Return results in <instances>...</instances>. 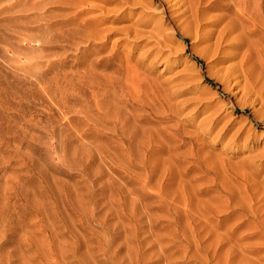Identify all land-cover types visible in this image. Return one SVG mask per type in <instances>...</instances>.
<instances>
[{
	"label": "rangeland",
	"instance_id": "374dc122",
	"mask_svg": "<svg viewBox=\"0 0 264 264\" xmlns=\"http://www.w3.org/2000/svg\"><path fill=\"white\" fill-rule=\"evenodd\" d=\"M166 1L0 0V264L264 256V0Z\"/></svg>",
	"mask_w": 264,
	"mask_h": 264
},
{
	"label": "bare ground",
	"instance_id": "6f19581e",
	"mask_svg": "<svg viewBox=\"0 0 264 264\" xmlns=\"http://www.w3.org/2000/svg\"><path fill=\"white\" fill-rule=\"evenodd\" d=\"M66 1H68V0H66ZM165 1H166V0H165ZM168 1H169V0H168ZM225 1H227V0H225ZM225 1H224V2H225ZM260 1H261V0H260ZM166 2H167V1H166ZM203 2H205V0H177V1H176V6H179L180 9H181V8H184V11H185V8H186L185 14L188 15V14L190 13V14L192 15L193 19H194V22H199V20H201V19L203 20V18H204V17H203V18L199 19V16H200L201 13H200V14L198 13V12H199V11H198V9H199L198 6H199L201 3H203ZM232 2H233V3H232ZM76 3H77V0H76ZM252 3H254V0H230L228 3L225 2V3L221 4V5H222V10L224 9V11L226 12V14H224V15H218V17L216 16V17H217L216 20H214V18H215V16H214V17H213V21H214V22H212V24H210V25H212V26H214V27L217 26V25L223 20V18H224L225 15L228 17V14H229L228 11H233V13H234L235 16H232V17H233V19L236 20V22L234 23V20H233L232 18H229V20L231 19L232 22H231V20H230V21H227L228 23L231 22V23H230V26H227L228 23H226V24H227V25H226L227 27L225 26V27L222 29L221 32L219 31V36H218V37H219V38H218L219 41H221V40H223V39L225 38V37H222V36H228V39H229V36L233 35V34L236 32V31H234V30L241 29V27L239 26L240 23L242 24L244 21H250L251 16H250V13H249L248 11H250V7H251V4H252ZM80 4H81V3H80ZM83 4H84V3H83ZM76 5H77V4H76ZM259 5H260V4H259ZM36 7H37V6H36ZM256 8H257V7H256ZM260 8H261V7H260ZM98 9H99V7H96L94 10L97 11ZM102 11H103V13H102ZM184 11H183V12H184ZM99 12H101V13L104 14V15H105V14L107 15V13H109V11L106 10V9H102L101 11H100V9H99ZM183 12H182V14H183V16H184L185 14H184ZM259 12H260V11H259ZM198 14H199V15H198ZM201 15H202V14H201ZM203 15L205 16V14H203ZM181 16H182V15H181ZM183 16H182V17H183ZM186 17H187V16H186ZM189 17H190V16H189ZM201 17H202V16H201ZM206 18H207V17H206ZM206 18H204V20H205ZM210 19H212V18H210ZM202 20H201V21H202ZM206 20H207V19H206ZM98 21H99V19H96L94 22H98ZM209 23H210V22H209ZM193 24H194V23H193ZM197 25H198V24H197ZM242 25H243V24H242ZM212 26H211V27H212ZM184 27H185V28H184ZM184 27L182 26V29H181V27H180V31L182 30L184 34H188V31H187V29H186L187 27H186V26H184ZM244 28H245V27H244ZM188 29H189V28H188ZM190 30H191V32H192V29H190ZM243 31H244V29H243ZM251 31H252V30H251ZM81 32H82V34H84V35L86 36V34H85V32H83V30H81ZM191 32H190V34L192 35ZM211 33H212V32H211ZM242 35H244V34H242ZM245 36H246V35H245ZM243 37H244V36H243ZM247 37H248V36H247ZM236 39H238V38H236ZM240 39H241V36H240ZM229 40H230V39H229ZM219 41H218V43H219ZM236 41H237V40H236ZM216 42H217V41H216ZM249 45H250V44H249ZM249 45H248V47H249ZM250 46H253V45H250ZM253 47H254V46H253ZM251 49H252V47H251ZM251 49L249 48V51H250ZM253 49H254V48H253ZM253 49H252V50H253ZM249 53H250V52H249ZM253 53H254V52H253ZM252 55H253V54H251V56H252ZM255 73H256V72H255ZM252 75H253V73H252ZM263 77H264V76H263ZM253 78H254V77H253ZM253 80H254V79H253ZM251 81H252V80H251ZM254 85H255V84H254ZM263 86H264V85H263ZM263 165H264V162L261 161L260 164H259V166H258V168L263 167ZM217 191H218V190H217ZM218 193H220V192H218ZM252 193H253V192H252ZM224 195H225V194H224ZM245 196H246V195H245ZM249 196H251V194H250ZM252 196H253V195H252ZM235 197H236V196H234V197H232V198H235ZM247 197H248V196H247ZM247 197H245L246 200L248 199ZM223 198H224V197H223ZM235 199H236V198H235ZM235 199H234V200H235ZM249 199H250V197H249ZM261 199H262V198H261ZM187 200H188V199H186V201H187ZM230 200H231V199H230ZM234 200L232 199V202H234ZM244 200H245V199H244ZM246 200H245V201H246ZM248 201H249V200H248ZM189 202H190V201L188 200V203H189ZM241 202L243 203L242 200H241ZM250 202H251L250 204H252V202H254L252 198L250 199ZM206 203H207V201H206ZM209 203H210V202H209ZM242 203H241V205H243ZM247 203H249V202H247ZM187 205H189V204H187ZM187 205H186V207L188 208ZM217 205H218V204H217ZM217 205H216V206H217ZM246 205H247V207H248L249 204H246ZM261 205H262V204H261ZM204 206H205V204H204ZM207 206H208V205H207ZM209 207H211V204H209ZM209 207H208V208H209ZM212 207H213V206H212ZM250 207H251V205L249 206V208H250ZM173 208H175V207H173ZM177 208H178V207H177ZM203 208H204V207H203ZM206 208H207V207H206ZM218 208H219V207H218ZM249 208H248V211H249ZM258 208H259V207H258ZM184 209H185V208H184ZM209 209H210V208H209ZM211 209H212V208H211ZM211 209H210V211H211ZM213 210H216V209H213ZM239 210H242V212L244 213V211H246V207H244V206L237 207V209L234 210V213H237ZM262 210H263V209H262ZM173 211H175V210H173ZM180 211H182V210H180ZM180 211H177V212H180ZM184 211H185V210H184ZM201 211H202V212H201ZM201 211H200V212H201L202 215H203V213H204V212H203V209H202ZM250 211H251V210H250ZM258 211H261V210L258 209ZM207 212H208V210H207ZM217 212H218V211H216V213H217ZM253 212H254V211H253ZM263 212H264V211H263ZM146 213H147V212H146ZM175 213H176V212H175ZM182 213H183V212H182ZM208 213H209V212H208ZM210 213H211V214H210L211 216H214V217L217 218V215L215 216V215H212V212H210ZM216 213H215V214H216ZM243 213H242V214H243ZM217 214H218V213H217ZM251 214H252V213L249 212V216H250ZM259 214L264 215L263 213H259V212H258V214H255V215H259ZM134 215H135V214H134ZM179 215H180V213H179ZM185 215H186V214H185ZM202 215H201L200 217H202ZM210 215H209V216H210ZM246 215H247V213H246ZM136 216H137V214H136ZM140 216H141V215H140ZM146 216H147V215H146ZM209 216H208V217H209ZM230 216H231V215H230ZM242 216H243V215H242ZM249 216H248V217H249ZM137 217H138V216H137ZM143 217H144V214H143ZM175 217H176V216H175ZM179 217H180V216H179ZM200 217H199V220H200ZM204 217H205V216H204ZM208 217H207V218H208ZM214 217H213V218H214ZM218 217H219V216H218ZM227 217H228V215H227ZM227 217H226V218H227ZM233 217L235 218L234 215H233ZM239 217H241V215H240ZM262 217H263V216H262ZM135 218H136V217H135ZM140 218H141V217H140ZM140 218H138V219L140 220ZM209 218H210V217H209ZM209 218H208L207 220H209ZM211 218H212V217H211ZM216 218H215V219H216ZM223 218H224V217H223ZM231 218H232V216H231ZM242 218H243V217H242ZM150 219H151V218H150ZM147 220H148V218H147ZM168 220H170V218H169ZM173 220H174V219H173ZM173 220H172V222H173ZM202 220L204 221V218H203V217H202V219L200 220V223H201ZM150 221H151V220H150ZM152 221H153V220H152ZM170 221H171V220H170ZM196 221H198V220H196ZM205 221H206V219H205ZM218 221H220V219H219V220L217 219V221H215V222H218ZM225 221H226V220H225ZM225 221H224V222H225ZM227 221H228V220H227ZM234 221H235V220L233 219V222H234ZM250 221H251V219H250ZM255 221H256V219H255ZM257 221H259V220H257ZM139 222H140V221H139ZM172 222H171V223H172ZM206 222H207V221H206ZM210 222H211V221H210ZM210 222H209V223H210ZM212 222H214V221H212ZM152 223H153V222H152ZM174 223H175V222H174ZM218 223H219V222H218ZM218 223H217V224H218ZM251 223H252V222H251ZM259 223H260V224H261V223H264V220H263V222H261V220H260ZM143 224H144V223H143ZM197 224H198V223H197ZM202 224H203V222H202ZM217 224L214 223V225H217ZM221 224H223V223L221 222ZM230 224H231V223H230ZM253 224H254V222H253ZM257 224H258V223H257ZM208 225L212 226V224H208ZM208 225L205 226V228L208 227ZM224 225H225V224H224ZM227 225L229 226V224H227ZM227 225H226V226H227ZM232 225H233V224H232ZM247 225H248V224H247ZM250 225H252V224H250ZM258 225H259V224H258ZM261 225H262V224H261ZM193 226H194V225H193ZM193 226H192V227H193ZM200 226H201V225H200ZM203 226H204V225H203ZM203 226H201V228H202ZM219 226H221V225H219ZM228 226H227V228H228ZM254 226H256V225H254ZM152 227L155 229L154 225H153ZM217 227H218V226H217ZM257 227H258V226H257ZM262 227H263V226H262ZM194 228H195V227H194ZM211 228H212V227H211ZM215 228H216V227H215ZM252 228H253V227H252ZM254 228H255V227H254ZM183 229H184V227H183ZM190 229H191V226H190ZM203 229H204V228H203ZM206 229H207V228H206ZM216 229H217V228H216ZM220 229L223 230L221 227H220ZM230 229H232V228L229 226V230H230ZM234 229H235V227H234ZM234 229H232V230H234ZM237 229H240V228L238 227ZM250 229H251V228H250ZM255 229H256V228H255ZM258 229H259V228H258ZM187 230H188V229H187ZM221 230H218V231H221ZM229 230H228V231L226 230V231H225V234H227L228 232L231 233V230H230V231H229ZM240 230H241V229H240ZM253 230H254V229H253ZM171 231H172V230H171ZM189 231H190V230H189ZM192 231H193V230H192ZM182 232H183V231L181 230L180 233H182ZM194 232H195V231H194ZM216 232H217V231H215V233H216ZM222 232H223V231H222ZM226 232H227V233H226ZM191 233H192V232H191ZM196 233H197V232H196ZM207 233H209V232H207ZM215 233L213 234L212 238H213V237L215 238V236H214ZM230 233H228V235H229ZM262 233H263V231H262ZM134 234H135V233H134ZM154 234H155V233H154ZM170 234H172V232H171ZM170 234H169V235H170ZM182 234H183V233H182ZM187 234L189 235V232H188ZM197 234H198V233H197ZM201 234H202V232H201ZM216 234H217V233H216ZM263 234H264V233H263ZM184 235H186V234H184ZM188 235H187V237H188ZM192 235H195V234L193 233ZM199 235H200V234H199ZM199 235H198V236H199ZM204 235L207 236L206 233H205V234H204V233L202 234L203 237H204ZM209 235H212V234L210 233ZM209 235H208V236H209ZM218 235H219V234H218ZM260 235H261V234H260ZM156 236H157V235H156ZM179 236H180V235H179ZM196 236H197V235H196ZM196 236H190V237L193 238V237H196ZM200 236H201V235H200ZM200 236H199V238H200V240H201L202 237H200ZM216 236H217V235H216ZM159 237H160V236H159ZM190 237H188V241H189ZM229 237H230V236H229ZM233 237H234V236H233ZM247 237H248V236H247ZM256 237H257V234H254V238H256ZM135 238H136V237L134 236V239H135ZM156 238H157V237H156ZM183 238H184V236H183ZM183 238H182V239H183ZM204 238H205V237H204ZM216 238L219 239V240H221V239L223 240V238H225V237H221V236H219V237H216ZM234 238H236V237H234ZM234 238H233V239H234ZM245 238H246V237H244V239H245ZM154 239H155V236H154ZM177 239H178V238H177ZM193 239H194V238H193ZM197 239H198V238H197ZM225 239H227V238H225ZM228 239H230V238H228ZM233 239H232V240H233ZM239 239H240V238H239ZM155 240H157V239H155ZM155 240H154V241H155ZM159 240H160V239H159ZM194 240H195V239H194ZM203 240H204V239H203ZM203 240H202V241H203ZM208 240H209V239H208ZM213 240H214V239H213ZM232 240L230 241V242H231V243H230L231 245H232V242H233ZM236 240H237V238H236ZM236 240H235V241H236ZM242 240H243V239H241V241H242ZM182 241H183V240H182ZM188 241H187V242H188ZM192 241H193V240H192ZM211 241H212V239H211ZM255 241H257V240H255ZM132 242H134V241H132ZM152 242H153V241H152ZM187 242H186V243H187ZM214 242H215V244H216V241H212V243H214ZM225 242H226V240H224V243H225ZM227 242H228V241H227ZM135 243H137V242L135 241ZM156 243H158V242H156ZM161 243H162V242H161ZM183 243H185V242H183ZM193 243H196V242H193ZM193 243H192V244H193ZM222 243H223V242H222ZM233 243H235V242H233ZM236 243H237V241H236ZM238 243H239V242H238ZM240 243H241V242H240ZM260 243H261V242H260V239H259V243H258V245L256 244L254 247L259 246ZM117 244H118V243H117ZM137 244H138V243H137ZM144 244H145V243H144ZM154 244H155V242H154ZM159 244H160V243H159ZM162 244H163V243H162ZM162 244H160V247L162 246ZM166 244H167V243H166ZM187 244H188V243H187ZM192 244H191V246H192ZM210 244H211V242H210ZM215 244H214V246H215ZM219 244H220V242H218V246H220ZM254 244H255V243H254ZM183 245H185V244H183ZM196 245L198 246V244H193V247H195ZM211 245L213 246V244H211ZM231 245H230V246H231ZM235 245H236V244H235ZM235 245L233 244V246L230 247L229 249H231V248L234 249ZM138 246H141V244L138 245ZM163 246H164V244H163ZM187 246H188V245H187ZM187 246H185V249H186V248H189V247H187ZM189 246H190V245H189ZM197 246L195 247V249L197 248ZM201 246H202V244H201ZM201 246H200V249H201ZM203 246H204V245H203ZM224 246H225V245H224ZM237 246H238V245H237ZM160 247H159V248H160ZM166 247H167V245H166ZM193 247H192V248H193ZM221 247H223V246H221ZM238 247H240V246H238ZM243 247H244V245H243ZM261 247H262V244H261ZM263 247H264V245H263ZM204 248H205V247H204ZM204 248H203V250L206 249V248H205V249H204ZM213 248H214V247H213ZM224 248H226V247H224ZM235 248H236V247H235ZM245 248H246V246H245ZM136 249H137V248H136ZM141 249H142V248H141ZM189 249H190V248H189ZM195 249H194V250H195ZM200 249H199V246H198V250H199V251H200ZM218 249H219V247H217V246H216L215 249H214V251H215L214 253H215L216 255L219 253V252H218ZM222 249H223V248H222ZM229 249L226 250V251L228 252ZM232 249H231V250H232ZM236 249H237V248H236ZM241 249H242V244H241ZM241 249H240V250H241ZM253 249H254V248H253ZM253 249H252V250H253ZM143 250H144V249H143ZM162 250H164V249H162ZM162 250H160V252H158V253L163 252ZM182 250H183V247H182ZM191 250H192V249H191ZM209 250H210V249H209ZM211 250H212V249H211ZM224 250H225V249H224ZM242 250H243V249H242ZM252 250H251V251H252ZM254 250H255L254 252H256L255 254H256L257 256H258L259 254L261 255V252H260L261 249H254ZM263 250H264V249H263ZM263 250H262V251H263ZM137 251L139 252V250H137ZM137 251H136V252H137ZM164 251H165V250H164ZM169 251H170V248H169ZM176 251H177V250H176ZM183 251H184L183 254H182V253H179V252H178V254H180V255H184L186 252H185V250H183ZM196 251H197V249H196ZM196 251L194 252V254L196 253V254H195L196 256H195V255L193 256L194 258H196V257H198V256L200 255V254H198V256H197V252H196ZM207 251H208V250H207ZM220 251H221V250H220ZM222 251H223V250H222ZM232 251H233V250H232ZM258 251H259V253H257ZM138 252H137V253H138ZM189 252H190V251H189ZM202 252H203V251H202ZM209 252H210V251H209ZM237 252L239 253V254H238V258H237V257H234V255H236ZM241 252H242V251H241ZM243 252H244V251H243ZM247 252H248V247H247ZM142 253H143V251H142ZM163 253H164L166 256H167V254H168V253H165V252H163ZM163 253H162V254H163ZM204 253H205V252H204ZM229 253H230V251H229ZM234 253H236V254H234V255H232L231 253H230V254L232 255V257H233L234 259L236 258V259H235L236 261H234L233 258H229L228 255H227L226 257H228V258H226V257L224 256L223 258H225V259H224V261H221V262H223V264H229V262H228L229 259H230V260L233 259V261L235 262L234 264L238 263L237 260L240 261V258H242V257L239 258V255H241L242 253H240V251H239L238 249H237V251L234 252ZM143 254H145V252H144ZM164 254H163V255H164ZM172 254H173V253H172ZM221 254H222V253H221ZM223 254H224V253H223ZM230 254H229V255H230ZM262 254H263V252H262ZM135 255H136V254H135ZM219 255H220V254H219ZM225 255H226V254H225ZM143 256H144V255H142V257H143ZM148 256H149V255H148ZM157 256H160V255L157 254ZM174 256H175V255H174ZM207 256H209V255H207ZM241 256H242V255H241ZM254 256H255V255H254ZM261 256H262V255H261ZM146 257H147V256H146ZM146 257H145V259H146ZM163 257H164V256H163ZM163 257H161V258H163ZM169 257H170V256H169V254H168V258H169ZM171 257H172V256H171ZM183 257H184V256H183ZM187 257H188V256H187ZM193 257H192V258H193ZM204 257H205V256L201 254V256H199L198 259H199V258H202L201 261L203 262V260L205 261V258H204ZM220 257H222V256H220ZM134 258H136V257H132V260H133ZM148 258H149V257H148ZM155 258H156V257H155ZM168 258H167L166 261L169 260ZM185 258H186V256L184 257V259H185ZM216 258H217V257H216ZM258 258H259V259H254V263H253V262L251 263V261H252V259H253V257H252V259L250 260V264H261V263H264V262H263V261H264V256H262V257H258ZM136 259H137V258H136ZM136 259H135V261L138 262V260H136ZM138 259H139V257H138ZM198 259H197V260H198ZM243 259H245V257H244ZM243 259H242V260H243ZM247 259H248V258L246 257V261H247ZM163 260H164V259H162V261H163ZM170 260H171V259H170ZM170 260H169L168 264L171 263ZM221 260H222V259H221ZM156 261H157V260H156ZM171 261H172V260H171ZM233 261H232V262H233ZM244 261H245V260H244ZM126 262H131V263L133 264V261H131L130 258H129V261H128V259H127ZM164 262H165V260H164ZM202 262H201V264H202ZM205 262H206V261H205ZM205 262H204L203 264H206ZM241 262H242V261H241ZM247 262L249 263V261H247ZM247 262H245V264H246ZM134 263H135V262H134ZM166 263H167V262H166ZM174 263H175V262H174ZM198 263H199V262H198ZM217 263H218V261H217ZM242 263H244V262H242ZM242 263H240V264H242ZM124 264H125V262H124ZM129 264H130V263H129ZM154 264H155V263H154ZM157 264H158V263H157ZM160 264H162V263L160 262ZM175 264H176V263H175ZM199 264H200V263H199Z\"/></svg>",
	"mask_w": 264,
	"mask_h": 264
}]
</instances>
